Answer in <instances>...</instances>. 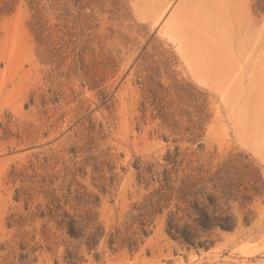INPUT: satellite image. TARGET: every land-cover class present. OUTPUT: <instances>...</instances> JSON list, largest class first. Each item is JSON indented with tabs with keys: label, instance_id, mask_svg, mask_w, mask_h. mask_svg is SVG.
Listing matches in <instances>:
<instances>
[{
	"label": "rangeland",
	"instance_id": "1",
	"mask_svg": "<svg viewBox=\"0 0 264 264\" xmlns=\"http://www.w3.org/2000/svg\"><path fill=\"white\" fill-rule=\"evenodd\" d=\"M0 264H264V0H0Z\"/></svg>",
	"mask_w": 264,
	"mask_h": 264
}]
</instances>
